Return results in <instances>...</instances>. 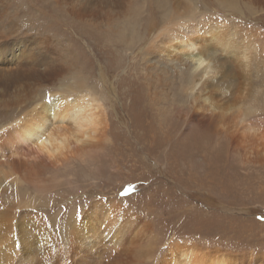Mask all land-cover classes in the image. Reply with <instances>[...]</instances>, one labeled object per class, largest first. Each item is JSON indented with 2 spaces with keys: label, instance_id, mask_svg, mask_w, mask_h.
<instances>
[{
  "label": "rangeland",
  "instance_id": "obj_1",
  "mask_svg": "<svg viewBox=\"0 0 264 264\" xmlns=\"http://www.w3.org/2000/svg\"><path fill=\"white\" fill-rule=\"evenodd\" d=\"M171 19L184 22L174 32L218 27L239 55L207 36L213 75L194 78L193 88L190 61L151 54ZM68 88L101 104L105 130L94 146L53 161L16 143L14 122L39 103L19 97ZM205 100L214 115L254 130L240 147L194 120ZM0 167V215L41 225L58 264H160L172 241L264 264V0L0 2ZM105 203L127 215L122 227H134L120 247L76 248L71 227Z\"/></svg>",
  "mask_w": 264,
  "mask_h": 264
},
{
  "label": "bare ground",
  "instance_id": "obj_2",
  "mask_svg": "<svg viewBox=\"0 0 264 264\" xmlns=\"http://www.w3.org/2000/svg\"><path fill=\"white\" fill-rule=\"evenodd\" d=\"M9 1L0 0V2ZM170 22L173 24L172 27H169L166 32L162 30L158 33L156 39L158 40L161 37L163 39L160 40L161 42L155 41L150 48L151 54L159 56L161 53H174L176 60L174 63H181L183 59L190 61L188 69L191 71L192 80L189 84L194 81V78H196L195 81H198V79L201 81L203 78H210V76L212 78L213 74L211 75V73L214 70L212 71L209 60L211 56L207 46L204 45L208 41V39L205 40L207 36H211V40L215 42L221 53H225L231 58L239 55L240 51L238 52L233 39L227 33L218 35L217 30L219 28L216 26H200L202 33H199L198 29H194L191 34H187L177 30L174 32L175 28L184 24L183 21L176 23L171 19ZM164 38H166L165 44H163L165 42ZM197 45L201 46L198 52L195 50ZM243 56L244 59L250 58L247 57L248 54ZM239 58L242 59L243 57ZM216 73L218 75V72ZM195 81L193 88L197 85ZM204 85L209 87L207 82ZM24 86L27 88L26 85ZM26 91L29 90L26 89ZM63 91H65V94L35 95L31 93L29 96L25 94L20 96L19 99L27 105L30 104L26 102L27 99L39 103L35 107L26 110L20 115V119L14 122L13 133L16 143L22 142L21 144L36 147L34 149L36 152L42 155L46 154L49 160L53 161H63L66 154L69 155L70 153L71 155V149H75L77 145L93 147V143L97 141L99 136L104 135L105 130L103 111L98 100L89 97L90 95L86 93L83 94L81 88H68L67 92L66 90ZM203 104L205 105L204 108H194L192 116L204 131L210 132L218 126L221 134L228 135L233 144L235 141L239 143L236 148L242 145V140L246 141L249 138L248 133L254 132L251 127L245 128L242 121H234V117L227 118L221 114L214 115L216 110L208 100H205ZM234 114L232 115L234 116ZM14 148L13 146L12 149ZM18 149L16 147L15 151L18 152ZM2 178L7 180V177L3 176ZM114 204L105 203L92 208L89 215L86 214L87 216L81 218L71 227V238L76 248L83 251L93 250V247L100 244V241L103 242V240L114 243L116 247L123 244V238L134 225L132 227L129 220L127 226L122 227L121 222L124 221L127 215H124L123 211L117 209ZM97 212H101V214H97ZM14 215L12 214V216ZM10 217L11 215H0V264H58L62 260L60 250L50 240V236L45 232L43 233L41 225L36 229L34 226H30L29 223H16L15 217L14 220L10 221ZM160 264H239V262H235V257L225 252L209 250L197 244L172 241L168 245L167 255L161 259Z\"/></svg>",
  "mask_w": 264,
  "mask_h": 264
},
{
  "label": "snow or ice",
  "instance_id": "obj_3",
  "mask_svg": "<svg viewBox=\"0 0 264 264\" xmlns=\"http://www.w3.org/2000/svg\"><path fill=\"white\" fill-rule=\"evenodd\" d=\"M260 219L264 220V217H260Z\"/></svg>",
  "mask_w": 264,
  "mask_h": 264
}]
</instances>
